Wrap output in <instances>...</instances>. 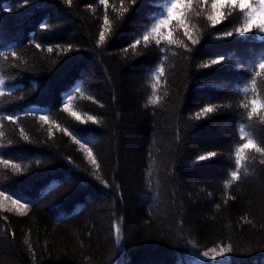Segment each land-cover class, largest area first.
Instances as JSON below:
<instances>
[{
	"label": "trees",
	"instance_id": "16d2710c",
	"mask_svg": "<svg viewBox=\"0 0 264 264\" xmlns=\"http://www.w3.org/2000/svg\"><path fill=\"white\" fill-rule=\"evenodd\" d=\"M122 7L129 11L121 19ZM197 10L186 24L198 44L173 21L161 31L183 44L133 50L138 29L162 11L154 0H0V52L16 53L0 58V116L19 117L0 120V159L26 168L0 165V191L29 203L23 215L8 210L10 201L0 209V264H264V156L246 153L255 156L248 172L224 187L242 142L238 126L247 123L238 89L264 57V40L223 37L239 22L213 27L204 18L210 3ZM105 15L111 32L101 43ZM162 61L165 72L153 81ZM256 79L264 97V72ZM69 93L81 120L62 110ZM208 104L216 111L195 119ZM209 151L218 155L197 161ZM227 245L231 252L210 259L212 248Z\"/></svg>",
	"mask_w": 264,
	"mask_h": 264
},
{
	"label": "snow or ice",
	"instance_id": "6c2138e0",
	"mask_svg": "<svg viewBox=\"0 0 264 264\" xmlns=\"http://www.w3.org/2000/svg\"><path fill=\"white\" fill-rule=\"evenodd\" d=\"M64 2L68 5H71L72 0H64ZM154 2L155 6L162 8V11L155 16H150V19L154 20V23H152L147 28L138 29L139 35H137L133 42L129 45V48L133 50H135L137 46L141 45L142 42L144 43V46L147 47L150 41H154L156 45H160L161 40L166 41L169 45L174 43L183 44V41L171 39V31H161L162 29H167L169 25H172L173 21H175L174 27H181L184 29L183 35L186 36L193 45L198 44L199 38L193 37L192 33L188 30L186 20L190 19L191 16H201L202 11L197 9H203V7L205 5H209V3L210 11L205 14L204 18L210 23L211 26L215 27L216 25L228 20L229 17H234V19L239 22L238 26L231 28L230 30L222 31L223 37H231L234 34H237L247 38L249 33H255L254 38L264 40V35H262L264 34V0H163L162 3L159 2V0H154ZM99 3L107 6L108 0H99ZM129 3L130 5H135L137 0H129ZM123 4L124 0H121V5L123 6ZM12 10L13 9L11 7L5 9V11ZM128 11L129 7H122L120 11V18L122 19L124 14L128 13ZM189 13H191V16L188 15ZM43 27L48 29L50 26L48 24H44ZM110 32V21L108 16L105 15L104 29L99 34V42L103 43L106 39V34ZM183 46L187 48V45ZM35 47L40 48L41 45L36 44ZM47 50L51 52L53 49L48 48ZM68 50H72L71 45L68 46ZM158 50L166 52L170 49L163 48ZM125 51H127V49H125ZM9 55L16 56V53L0 52V58L7 59ZM163 59L166 61L167 56H165ZM224 59V56H218L216 59H212L210 63L202 64L201 67L207 68L211 65L220 64ZM164 72L165 67L164 62L162 61L159 63L152 76L153 81H159ZM248 72L250 78L246 79L244 85L238 89V91L243 94V101L239 107L245 109L243 115L247 123H242L238 126V134L242 142L234 146L233 160L235 170L229 172V178L224 182L225 189L230 188L234 183L241 179L242 169L245 173L248 172L247 163L253 162L255 160V156L247 155L246 153L260 154L261 156H264V135L258 134L264 133V127L259 129L257 128L258 125L264 126V97L258 95L256 79V77H260L262 72H264V57H261L257 63H254L248 69ZM3 85L4 80L0 78V96L5 95L4 91L2 90ZM151 87L153 89V93L148 103L155 105L159 103L161 98L156 95L155 92L157 84L152 83ZM75 91L77 93H81V95L83 94L80 88H76ZM165 95H167L166 92ZM73 98L74 97L71 93L65 97V99L62 101V110L71 112V115L76 120H81L80 114L71 110L70 106L72 104ZM216 109V105L208 104L200 111L195 113V119L207 117L209 114L215 112ZM18 118V116L14 115L0 116V120L8 121H15ZM39 118L46 123L48 122L47 114H43ZM87 120L92 121L93 123H99L95 116L89 115L87 116ZM57 127H59V125H57ZM64 131L67 132L68 135H72V138L76 141V143L80 144V147L88 153V157L90 158L92 164L99 168L95 156L92 153V149L88 147L87 143L81 144L80 140L77 139L72 133L68 132L67 128H65ZM0 135H2V133H0ZM25 139H27L26 136ZM217 155V152L209 151L206 154H200L197 158V161H209ZM197 161H194V163ZM259 163L264 164V159H261ZM0 165L5 168L10 167L16 174H23L26 170V168L20 163H15L9 159H0ZM7 201H10L12 205V208L8 209L9 211L14 209L23 215L29 208V203H22V198H18L15 193L10 194L7 191H0V209H4L6 207L5 202ZM115 233L117 236V242H119L120 227L118 225L115 227ZM232 250L233 249L231 245L220 247L219 251H217L216 248H212L210 251L213 252L214 255L211 256L210 259L216 260L217 257H222L226 252H231ZM203 256L209 257V252L205 251Z\"/></svg>",
	"mask_w": 264,
	"mask_h": 264
}]
</instances>
